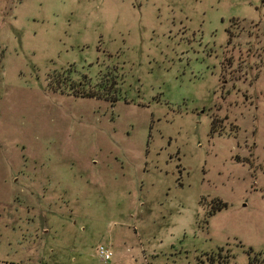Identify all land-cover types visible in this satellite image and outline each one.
<instances>
[{"label": "rangeland", "instance_id": "1", "mask_svg": "<svg viewBox=\"0 0 264 264\" xmlns=\"http://www.w3.org/2000/svg\"><path fill=\"white\" fill-rule=\"evenodd\" d=\"M0 264H264L261 0H0Z\"/></svg>", "mask_w": 264, "mask_h": 264}, {"label": "built area", "instance_id": "2", "mask_svg": "<svg viewBox=\"0 0 264 264\" xmlns=\"http://www.w3.org/2000/svg\"><path fill=\"white\" fill-rule=\"evenodd\" d=\"M97 254L102 261H108L112 256V252L110 251V249L102 245L97 247Z\"/></svg>", "mask_w": 264, "mask_h": 264}, {"label": "trees", "instance_id": "3", "mask_svg": "<svg viewBox=\"0 0 264 264\" xmlns=\"http://www.w3.org/2000/svg\"><path fill=\"white\" fill-rule=\"evenodd\" d=\"M261 2H262V4H264V0H261ZM98 94V93H97ZM87 97H92V96H96V95H86ZM82 97H84V96H82ZM210 132L211 133H213V130H212V128L210 129ZM213 202L215 203L213 206H211L210 207V211H209V215H211L213 212H215L216 210H219V209H221V208H223V207H225L226 206V203H224V202H221V201H219V200H213Z\"/></svg>", "mask_w": 264, "mask_h": 264}]
</instances>
